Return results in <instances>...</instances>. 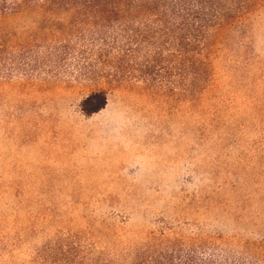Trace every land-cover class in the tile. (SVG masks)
Returning a JSON list of instances; mask_svg holds the SVG:
<instances>
[{"label": "rangeland", "instance_id": "374dc122", "mask_svg": "<svg viewBox=\"0 0 264 264\" xmlns=\"http://www.w3.org/2000/svg\"><path fill=\"white\" fill-rule=\"evenodd\" d=\"M157 19L0 18V264H264V0L194 94Z\"/></svg>", "mask_w": 264, "mask_h": 264}, {"label": "trees", "instance_id": "16d2710c", "mask_svg": "<svg viewBox=\"0 0 264 264\" xmlns=\"http://www.w3.org/2000/svg\"><path fill=\"white\" fill-rule=\"evenodd\" d=\"M258 0H0V18L24 12L91 14L95 17H157L161 30L177 32L186 39L189 75L194 94L209 72V50L214 33L244 16ZM107 104L105 90L94 91L82 103L90 115ZM175 254V253H174ZM193 261L188 258L187 262ZM171 255L167 264H181Z\"/></svg>", "mask_w": 264, "mask_h": 264}]
</instances>
